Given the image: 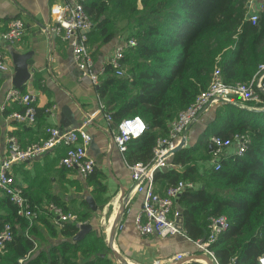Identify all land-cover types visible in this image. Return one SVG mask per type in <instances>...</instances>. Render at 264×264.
Returning <instances> with one entry per match:
<instances>
[{"label": "trees", "instance_id": "trees-1", "mask_svg": "<svg viewBox=\"0 0 264 264\" xmlns=\"http://www.w3.org/2000/svg\"><path fill=\"white\" fill-rule=\"evenodd\" d=\"M85 9L94 22L88 37L99 34L106 41L118 35L110 27L113 19L136 13L134 29L127 37H134L136 43L126 49L123 59L127 72L116 74L114 67L106 64L97 83L99 97L114 123L137 114L147 123L145 134L132 138L124 152L129 163L151 160L158 136L166 134L178 112L208 86L216 65L232 83L250 80L264 61V9L252 23L247 18L248 0H88ZM261 96L264 101V94ZM221 104L224 106L218 108ZM221 104L215 106V115L198 140L173 153L172 162L183 169L161 168L155 180L165 181L167 186L179 179L199 182L197 188L185 189L177 199L180 226L192 239H203L208 234L209 218L226 214L230 226L211 244L220 264H257L258 256L264 253V110ZM43 113L37 108L38 115ZM241 132L251 137L243 154H230L218 169L201 170L199 160L211 156L212 134L230 137ZM99 174L95 168L87 176L98 190L105 187ZM48 199L63 203L56 195ZM7 200L11 211L2 226L11 224L13 239L4 250L6 254L0 252L3 264H20L19 258L27 252L24 264L33 260L37 264H78V250L89 256L109 248L104 235L94 237V231L71 241L79 226L67 222L61 232L68 239L36 254L37 218L30 225ZM77 212L82 221L88 218L86 212ZM48 216L53 220L51 213ZM99 260L110 262L102 257Z\"/></svg>", "mask_w": 264, "mask_h": 264}, {"label": "crops", "instance_id": "crops-1", "mask_svg": "<svg viewBox=\"0 0 264 264\" xmlns=\"http://www.w3.org/2000/svg\"><path fill=\"white\" fill-rule=\"evenodd\" d=\"M59 1L61 0H0V34L14 17H21L26 23L25 32L20 40L15 43L3 41L2 46L12 68L7 71L0 69V156L7 153L11 135H15L24 145L43 138L48 125L61 126L62 114L72 121L70 127L80 125L88 115H92L93 119L87 127L93 135L89 152L96 160L95 168L100 172L99 178L105 185L103 189L98 190L96 183L89 181L88 177L77 169L64 168L61 164L64 153L62 146L34 159L19 162L13 168L16 181L24 187L32 203L42 206L49 202L50 195L58 196L63 201L62 205L68 209L87 213L88 218L84 222L92 224L91 231H94V237L102 234L99 233L100 226L96 222L100 210H93L87 203L86 197L92 195L98 208L109 204L114 196L121 199L123 208L116 211L112 221L111 217L115 210L111 214L108 213L111 230L109 231L108 227L102 230L108 250L89 256L78 250L76 252L78 264H86L93 259L97 264H167L178 252L196 251L194 240L185 233L161 237L156 234H142L136 228L135 217L142 207L143 195L133 191L134 181L128 160L113 142L116 123L113 120L109 121L101 109L97 84L79 70L73 58L71 45L52 28L51 6ZM120 40L122 38L118 35L108 41L99 34L89 35L88 45L95 58L97 69L109 63L114 46ZM28 50L33 51V62L30 64L32 75L25 85V91L35 93L37 108L44 110L43 114L37 115V120L33 124L21 122L12 115L14 110H21L23 105L5 101L7 90L14 86L11 52ZM53 105L56 106L54 113L46 112V108ZM209 109L211 113L203 129L215 115L216 107L211 106L206 110ZM199 118L188 128L187 146L196 142L203 131L202 129L200 133L197 132V136L195 132L194 135L190 133L194 125H201L197 123ZM233 151L234 147L229 148V153H234ZM172 158L173 154L168 157V164L162 169L174 167L182 170L183 166L173 163ZM208 159L199 160L201 170L211 167ZM166 187L165 181H156L158 191L163 192ZM109 198L110 200L105 202V199ZM115 205L119 206L118 202H115ZM10 208L7 197L0 193V227L10 213ZM48 215L45 210H41L36 217L35 236L39 242L36 254L40 250L47 252L52 246L68 239L61 232L63 226L55 224ZM47 216L51 226L47 223ZM73 237L69 239L75 241ZM97 257L106 258L110 262L106 263ZM197 260L211 264L210 259L203 256H199ZM0 264H3L2 259ZM30 264L37 262L33 260ZM181 264H192V262Z\"/></svg>", "mask_w": 264, "mask_h": 264}, {"label": "built area", "instance_id": "built-area-1", "mask_svg": "<svg viewBox=\"0 0 264 264\" xmlns=\"http://www.w3.org/2000/svg\"><path fill=\"white\" fill-rule=\"evenodd\" d=\"M88 0H61L51 6L53 17V30L64 41L68 42L73 51L74 61L83 74L89 76L94 84L99 82L100 76L105 71V66L96 68L95 58L88 45V32L94 26L85 9ZM249 11L247 18L256 23L260 12L264 9V0H248ZM26 28L25 20L21 17L10 19L7 28L0 34V69L7 71L12 68L11 62L3 50V41L15 43L23 36ZM136 40L129 37L118 41L109 57L116 74L123 75L126 49L134 45ZM264 94V61L248 81H236L229 83L225 80L221 67L216 65L212 78L206 88L201 90L196 98L185 108L181 109L170 122L166 134L157 138L153 148V156L147 162L136 161L129 163L131 177L134 181L133 191L143 195L140 211L135 217V226L142 234H156L161 237L177 233H185L179 224L180 208L177 206L179 195L187 188H197L198 183L192 179H179L174 184L168 185L163 192L156 189V172L168 164L170 151L178 144L183 148L188 144V128L196 122L201 111L218 103H233L235 105L255 108L252 103L263 102ZM238 99L242 102H238ZM5 101L20 103L24 110H14L12 115L21 122L35 123L37 120V95L33 92L11 87L5 94ZM5 105H3V108ZM56 106L46 108V112L54 113ZM101 109L109 121L112 120L101 101ZM92 115H88L80 125L73 127H62L51 124L46 127V136L42 139L21 144L15 135L9 137V148L7 153L0 156V193L4 194L16 207L17 213L29 220L30 225L34 222L38 212L45 210L52 214L55 224L64 226L67 222L77 225L84 222L79 218L77 211L65 209L62 205L49 201L42 206L30 201L25 193L24 187L16 181L13 173L14 166L26 160L51 151L58 146L64 147L61 164L70 169H77L85 177L91 174L96 166L94 156L89 152L93 139L92 133L87 128L92 121ZM147 129V123L140 115L123 118L116 123L113 132V142L121 153L128 148L132 138L142 136ZM210 140L213 142L211 156L208 159L210 166L216 169L221 167L222 160L232 153L229 148L243 154L248 148L251 137L248 133H236L230 137L220 134H212ZM169 154V155H168ZM230 226L226 214L213 215L209 218L208 234L205 238L193 239L196 251L178 252L169 259L167 264H181L182 262H195L201 254L207 256L211 264H220L211 244L217 240L220 232L227 230ZM13 239L12 226L5 222L0 228V252L6 249L8 242ZM36 245V243H35ZM29 257V252L19 258V263L24 264ZM125 264V263H123ZM257 264H264V253L258 256Z\"/></svg>", "mask_w": 264, "mask_h": 264}, {"label": "rangeland", "instance_id": "rangeland-1", "mask_svg": "<svg viewBox=\"0 0 264 264\" xmlns=\"http://www.w3.org/2000/svg\"><path fill=\"white\" fill-rule=\"evenodd\" d=\"M109 14L111 16H113V14H114L111 9L109 10ZM135 18H136V13L131 14L129 16L119 17L117 19H113L110 22V27L116 29V33L118 34V36H120V38L125 39L128 36H131L130 34L132 33V30L134 29ZM127 68H128V65H124L125 73L127 72ZM238 102L242 103L239 99H238ZM218 104H221V103H218ZM218 104H216V105H218ZM252 105H254L255 108H263L264 107V101L263 102H255V103H252ZM222 106H224V105L221 104L218 106V108L222 107ZM239 106H241V105H239ZM242 107H246V106H242ZM210 113H211L210 109L203 112V114L200 116V118L197 122V123H201V125L200 124L194 125L190 131L191 135H194V132H195L196 133L195 136H197V132L200 133L202 131L207 119L210 116ZM115 202H118L119 206L116 207ZM122 208H123V204L121 202V199L118 198L117 196H114L111 199V201L109 202V204L101 206V208L100 207L98 208V211L99 210L100 211L97 215L96 222L99 223V226H100L99 227V233H102V235H104V231H102V230L106 229L109 226L110 222L108 221V219H109L108 213L110 212V214H111L113 212V210L120 211V210H122ZM5 251H2L1 254L2 255L6 254ZM192 264H206V263L201 262V261H195V262H192Z\"/></svg>", "mask_w": 264, "mask_h": 264}, {"label": "water", "instance_id": "water-1", "mask_svg": "<svg viewBox=\"0 0 264 264\" xmlns=\"http://www.w3.org/2000/svg\"><path fill=\"white\" fill-rule=\"evenodd\" d=\"M12 61H13V68H14V75L12 77V83L15 87L22 88L25 86L28 82V80L31 78V70H30V64L33 62L32 60V55L33 51L28 50L26 52H18V51H12ZM98 88V85H97ZM256 110H264L263 108H254ZM203 111H201L197 118L201 116ZM72 124V121L70 118L66 117L65 114H62V119H61V126L62 127H70ZM183 148L182 144H178L176 147H174L170 151V155L178 151L179 149ZM213 149V142L210 140L209 141V150L211 151ZM168 154V155H169ZM86 201L89 204V206L92 207L93 210L98 209V205L95 202L94 198L92 195H88L86 197ZM92 229V224L90 222H82L79 224V231L74 235L73 239L74 240H79L84 238ZM199 256H203L208 258L207 256L200 254ZM209 259V258H208Z\"/></svg>", "mask_w": 264, "mask_h": 264}, {"label": "bare ground", "instance_id": "bare-ground-1", "mask_svg": "<svg viewBox=\"0 0 264 264\" xmlns=\"http://www.w3.org/2000/svg\"><path fill=\"white\" fill-rule=\"evenodd\" d=\"M116 211H117V210H115V212L113 211L114 213H113V215H112V217H111V221H112V219L114 218V216H115V214H116ZM108 230H109V231L111 230V225L108 226ZM106 232H107V231H106Z\"/></svg>", "mask_w": 264, "mask_h": 264}]
</instances>
